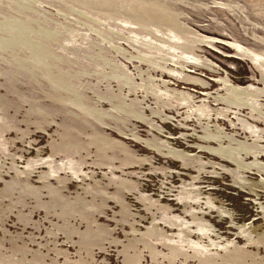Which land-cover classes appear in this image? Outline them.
<instances>
[{
  "label": "rangeland",
  "instance_id": "1",
  "mask_svg": "<svg viewBox=\"0 0 264 264\" xmlns=\"http://www.w3.org/2000/svg\"><path fill=\"white\" fill-rule=\"evenodd\" d=\"M0 264H264V0H0Z\"/></svg>",
  "mask_w": 264,
  "mask_h": 264
},
{
  "label": "bare ground",
  "instance_id": "2",
  "mask_svg": "<svg viewBox=\"0 0 264 264\" xmlns=\"http://www.w3.org/2000/svg\"><path fill=\"white\" fill-rule=\"evenodd\" d=\"M245 90V89H244Z\"/></svg>",
  "mask_w": 264,
  "mask_h": 264
}]
</instances>
